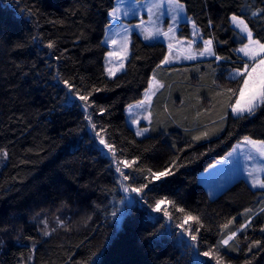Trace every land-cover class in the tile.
I'll return each mask as SVG.
<instances>
[{"label": "trees", "instance_id": "obj_1", "mask_svg": "<svg viewBox=\"0 0 264 264\" xmlns=\"http://www.w3.org/2000/svg\"><path fill=\"white\" fill-rule=\"evenodd\" d=\"M116 1L0 0V264H264V189L241 178L213 197L199 180L245 136L264 140V107L241 119L227 107L235 102L227 90L243 84L228 77L244 67L236 50L247 42L231 16L264 42L257 12L264 0H180L216 54L230 59L165 74L144 136L127 110L144 98L169 49L134 33L125 70L108 75L104 39ZM179 33L190 37V24ZM65 80L73 93H92L90 107L67 103ZM133 161L125 181L117 162ZM166 167L173 176L151 181L148 169ZM128 184L148 188L120 217ZM164 198L175 202L171 219L153 210ZM189 213L199 221L181 228ZM231 232L229 245H220ZM209 250L212 258L204 257Z\"/></svg>", "mask_w": 264, "mask_h": 264}, {"label": "snow or ice", "instance_id": "obj_2", "mask_svg": "<svg viewBox=\"0 0 264 264\" xmlns=\"http://www.w3.org/2000/svg\"><path fill=\"white\" fill-rule=\"evenodd\" d=\"M122 2V0H121ZM183 5L180 4V0H157L156 3H154L148 10L149 12H152L153 9H156L160 12V14L166 15L168 13L171 14V20L173 21V24H178L181 21L187 22L186 16H181L180 13L183 11ZM166 9V11H165ZM120 9L119 8H113L112 11L109 13V15L113 19H118V13ZM257 12L264 14V10H257ZM257 12H253L252 15L256 16ZM130 13L128 11H125L124 15H129ZM134 14V13H131ZM211 23V21H210ZM231 24L233 25L234 30H238V35L241 37V42H243L244 39L248 41V43L244 44L243 47L237 49L236 51L238 53H243V57H246L249 61V63L252 65L251 70H249V63H246L242 69H233L229 72V79L236 80L240 79L243 81V84L239 86L237 89H228L227 92L229 95V100L235 99L234 103H229L227 105L228 108L231 109L232 114L238 118H246V116L250 117L255 114L257 109L264 107V59L260 58L264 56V43H261L259 39H254V34L252 28L249 27L248 23L245 22L244 19H242L240 16L233 14L231 16ZM131 25L128 26L130 28ZM128 28H125L124 31L127 32ZM193 37L198 36V32L195 30V22H193ZM175 31H178V29L174 28L173 25H169L167 31H162L160 28H155L153 31H149L145 29V36L144 38L146 40L151 39H157L160 36H163L167 39H173V33ZM126 39V38H125ZM197 41L194 39L192 41L188 42V49L184 50L185 54L181 55V49L177 48L176 53H173V45L170 43L168 45L169 54L168 56L164 57V60L161 61V63H170L172 59H188V60H194L197 56H215L216 60H223V59H230L228 57H220L216 56L215 53L212 50V41L207 40L203 41L204 48L200 50L199 52H193L191 51L192 45L195 44ZM113 44L116 43L115 40L112 41ZM183 43V42H179ZM48 48H55L56 45L54 42H49L47 45ZM109 56L112 55V53L108 54ZM258 61V63H257ZM122 66V65H121ZM119 69H109V74L114 75L115 71H118ZM65 85H67L69 91L67 93L68 100L67 103L71 104L73 103L77 98L79 101L83 102V107L87 109L90 107L89 97L92 95L90 92L87 95H80L78 91L73 93V85L70 84L67 80L63 82ZM157 85H159V82H156ZM162 87V85H159ZM95 91H98V89H95ZM237 92L239 95H237ZM150 97L146 96V99H149ZM144 102L141 101L138 107H143ZM132 106H129V111H131ZM105 111V109H101V112ZM91 119V117H89ZM95 125H93V128ZM143 131H147V129H144ZM137 135H142V131H138L136 133ZM208 133H202L201 136H196L193 139L200 140L204 137H206ZM244 143L251 145V147L255 150V152L261 157L264 158V140H254L249 136L244 137ZM100 144L104 146V148L108 149L109 152L113 153V156L115 155V149L113 145L106 143V141L101 138ZM103 151V149H101ZM233 151L235 152L236 149L234 148ZM7 153H5V156ZM231 155V153L229 154ZM248 159H253L251 155L248 156ZM135 163V161L129 163L124 162V167L130 168L132 167V164ZM174 163V162H173ZM116 171L120 173V176L123 178V180H128L129 176L125 175L124 172L121 170L119 166V162H117ZM143 171V170H141ZM148 172L151 176V181H161L163 178L171 177L174 175V173L170 170V168L166 167L163 171L159 172H153L151 169H148ZM261 173H264V166H261L260 168L255 169L254 171L248 172V176L251 177V184L252 187H259L264 189V179H261L260 175ZM150 181V182H151ZM148 188V184H142L138 188H131L129 189L127 186L124 187V191H131L135 193H143L144 189ZM143 197H141L142 199ZM167 198L157 200L155 202L154 211L160 212L163 211L165 216H168L171 219L170 213L167 211V209H162L161 205L165 203V200ZM136 201H133L131 198L125 197L121 200V203L124 205V208L120 211V217H124L126 215H129L132 210V205ZM170 204H175L174 201H168ZM180 212H184V209H179ZM113 217L117 216L116 212L112 213ZM190 220H196L199 221V217H193L191 213L187 214L184 219L183 223L179 225L181 228H184V225L189 224ZM232 223V221H229V224ZM61 224L63 222L61 221ZM245 227L244 225L241 226V228ZM224 228H228V224L224 225ZM186 232L189 233L190 238L193 242L197 241L198 236L196 234H193V230L191 229L190 225L188 228L184 229ZM195 232L198 233L199 229H195ZM47 231L44 232V235H49ZM236 236V232H231L230 235H228L225 239H223L220 242V245L222 246H228L229 241H231ZM259 244V242H256ZM251 251V249H249ZM204 257L212 258L213 252L211 250L206 251L203 253ZM217 264H219V261H217Z\"/></svg>", "mask_w": 264, "mask_h": 264}, {"label": "rangeland", "instance_id": "obj_3", "mask_svg": "<svg viewBox=\"0 0 264 264\" xmlns=\"http://www.w3.org/2000/svg\"><path fill=\"white\" fill-rule=\"evenodd\" d=\"M156 2L157 0H122V2L121 0L116 1V5L114 8L120 9L118 13L119 18L113 19L110 16V24L106 29L104 39L105 43L108 46V52L106 55V70L108 75H110L108 71L110 68L119 69L118 71H115L114 75L110 76H116L125 70L126 63L130 55V46L134 33H138L139 35H141V37L144 38L145 29L153 31L155 30V28H160L162 31H167L169 25H173L174 28L178 29V31H175L173 33V39L170 40L163 36H160L157 39H151L147 41L162 39L172 43V45H178L180 47L182 46V48H186L185 42L197 39V37H193L191 39L186 38V41L184 37H181L179 35V31L184 21H181L178 24H173L170 13L162 16L156 9H153L152 12H149L148 9ZM180 4L184 6L183 11L180 13V15L186 16L188 18V23L190 21V17H188L187 15L186 7L182 1H180ZM125 11H128L130 14L124 15ZM129 25H131L130 28H128ZM195 26V30L197 31L199 27L196 24ZM125 28H128L127 32L124 31ZM113 40L116 41L115 44L112 43ZM109 53H112V55L109 56ZM260 58L264 59V56ZM246 63H249V61L246 60ZM251 67L252 65L249 63V70H251ZM151 83L152 84L146 94V96L150 98H145V100H143L144 106L138 107L140 103H137L136 105L132 106L131 111H129L128 109V121L137 132H143L141 136H144L148 133L147 122L151 121L150 115L151 105L153 101L152 96L154 95L156 88H158V85L156 84V81L154 79ZM144 129H147V131H143ZM234 148L236 149L235 152L233 151ZM234 148L228 153V155H226V153V156L224 155L223 157L216 160L199 175V180H201V182L205 185L208 193L213 197L224 192L231 184L241 178L245 179L252 186V178L248 176V172L254 171L257 168L264 166V158H261L251 147V145L244 143V138ZM230 153L231 155H229ZM249 155H251L253 159H248ZM119 166L122 171L126 170V167H124V163H120ZM259 175L261 179H264V173H261ZM127 187L129 189L136 188L130 184H128ZM124 193L125 197L131 198L133 201H135V198L137 197H142V193L138 194L131 191H124ZM168 205L169 203L165 202L161 205V208H166L168 210Z\"/></svg>", "mask_w": 264, "mask_h": 264}, {"label": "crops", "instance_id": "obj_4", "mask_svg": "<svg viewBox=\"0 0 264 264\" xmlns=\"http://www.w3.org/2000/svg\"><path fill=\"white\" fill-rule=\"evenodd\" d=\"M188 15V14H187ZM189 17V16H188ZM192 22H194L191 18H190V21L188 22L189 24H190V27H191V30H192V33H193V29H192V27H193V23ZM246 22V21H245ZM197 32H198V36H197V39H196V45L194 44V45H192V49H191V51H193V52H199L200 50H202L203 48H204V44H203V41H207V40H211L212 41V50H213V52L215 53V55L216 56H219V55H217L216 54V50H215V44H214V39L213 38H204L203 37V35H202V33H201V31H200V29L198 28V30H197ZM192 33H191V36L190 37H188V39H191V38H193V35H192ZM185 38V37H184ZM255 39V38H254ZM185 40H186V38H185ZM160 41H162V42H164L167 46L170 44V42H168V41H166V40H160ZM187 41V40H186ZM246 43H248V41L246 42ZM261 43H264V42H261ZM172 44V43H171ZM185 46H186V48H182V46L180 47V46H178V45H173V53L175 54L176 53V49L177 48H179V49H181V55H183V54H185V49H188V42H185ZM241 47H243V45L242 46H240L239 48H241ZM240 55H242L243 56V53H239ZM168 55H170L169 54V51H168V54H167V56ZM209 58H215V56H197L196 57V59H194V60H188V59H183V58H181V59H172L171 60V62L170 63H163V64H161V67L156 71V73H154L153 75H152V79H151V82H153V79L157 82H159V85H162V87H160L159 85H158V88H156V91H155V93H154V95L152 96V105H151V115H150V117H151V121H152V118H153V115L156 113V110H157V107H160V103H158V102H156V103H154V99H155V96H156V94L160 91V90H162L163 88H164V86L166 85V83H165V81H164V79L162 78L165 74H170V73H172L174 70H175V68H173L174 66H176V65H178V64H184L183 65V67H182V69H185V68H187V67H195V66H198L199 64H206V65H209V62H208V60H206V59H209ZM245 58V60H248L246 57H244ZM246 64V63H245ZM163 67V68H162ZM177 68V67H176ZM166 69V70H165ZM150 82V86H151V83ZM149 86V87H150ZM148 90H149V88H148ZM148 90L146 91V94H147V92H148ZM146 94H145V96H144V98L141 100V101H143V100H145V98H146ZM141 101H139V102H137V103H140ZM137 103H134V104H132V105H130V106H133V105H136ZM157 104V105H156ZM159 104V105H158ZM128 109H129V107H128ZM156 115V114H155ZM127 116H128V110H127ZM151 121H149V122H147V127H148V131H149V128H150V124H151ZM134 129V128H133ZM135 130V129H134ZM136 131V130H135ZM137 132V131H136ZM241 141V140H240ZM240 141H238V142H236L235 144H234V146L232 147V149L236 146V145H238V143L240 142ZM231 149V150H232ZM230 150V151H231ZM229 151V152H230ZM228 152V153H229ZM228 153L226 154V155H228ZM225 155V156H226ZM200 182H201V180H200Z\"/></svg>", "mask_w": 264, "mask_h": 264}]
</instances>
